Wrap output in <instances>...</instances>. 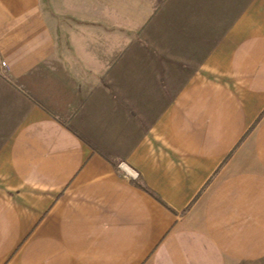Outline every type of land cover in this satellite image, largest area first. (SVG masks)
Masks as SVG:
<instances>
[{
  "label": "crops",
  "instance_id": "crops-1",
  "mask_svg": "<svg viewBox=\"0 0 264 264\" xmlns=\"http://www.w3.org/2000/svg\"><path fill=\"white\" fill-rule=\"evenodd\" d=\"M121 1L0 0V264H264V0Z\"/></svg>",
  "mask_w": 264,
  "mask_h": 264
},
{
  "label": "rangeland",
  "instance_id": "rangeland-1",
  "mask_svg": "<svg viewBox=\"0 0 264 264\" xmlns=\"http://www.w3.org/2000/svg\"><path fill=\"white\" fill-rule=\"evenodd\" d=\"M43 2L46 12L53 16V18L56 16L60 19L58 25L63 26V29L64 26L69 27L70 25L75 24H86L89 19V14L87 13L89 10H93L96 13V11L101 10L103 6L104 9H107L108 7L112 8L113 5L115 6L117 4L134 5V2L132 1L122 2L121 0L120 2L116 0H43ZM67 19L72 22L67 21ZM150 19L151 18L143 19L142 25L148 23ZM132 21V19H128L126 22L127 43L129 41H134V37L139 39V37L143 36L141 31L134 33V28H131Z\"/></svg>",
  "mask_w": 264,
  "mask_h": 264
},
{
  "label": "built area",
  "instance_id": "built-area-1",
  "mask_svg": "<svg viewBox=\"0 0 264 264\" xmlns=\"http://www.w3.org/2000/svg\"><path fill=\"white\" fill-rule=\"evenodd\" d=\"M2 66H3V67H5V64H4V63H2Z\"/></svg>",
  "mask_w": 264,
  "mask_h": 264
},
{
  "label": "water",
  "instance_id": "water-1",
  "mask_svg": "<svg viewBox=\"0 0 264 264\" xmlns=\"http://www.w3.org/2000/svg\"><path fill=\"white\" fill-rule=\"evenodd\" d=\"M121 168H123V167H121ZM127 173V172H126Z\"/></svg>",
  "mask_w": 264,
  "mask_h": 264
}]
</instances>
